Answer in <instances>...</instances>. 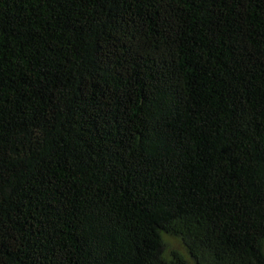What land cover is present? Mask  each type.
<instances>
[{"label": "trees", "instance_id": "trees-1", "mask_svg": "<svg viewBox=\"0 0 264 264\" xmlns=\"http://www.w3.org/2000/svg\"><path fill=\"white\" fill-rule=\"evenodd\" d=\"M0 264H264V0H0Z\"/></svg>", "mask_w": 264, "mask_h": 264}, {"label": "rangeland", "instance_id": "rangeland-1", "mask_svg": "<svg viewBox=\"0 0 264 264\" xmlns=\"http://www.w3.org/2000/svg\"><path fill=\"white\" fill-rule=\"evenodd\" d=\"M166 245L169 251L175 250V251H180L185 254V250L180 243V241L176 239H166Z\"/></svg>", "mask_w": 264, "mask_h": 264}]
</instances>
